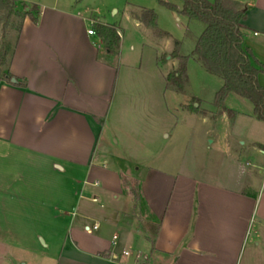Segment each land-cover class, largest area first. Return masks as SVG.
<instances>
[{
	"label": "crops",
	"instance_id": "obj_1",
	"mask_svg": "<svg viewBox=\"0 0 264 264\" xmlns=\"http://www.w3.org/2000/svg\"><path fill=\"white\" fill-rule=\"evenodd\" d=\"M233 1L247 8L244 47L264 69V0ZM35 6L38 23L25 18L9 68L26 86L0 83V191L25 190L27 197L13 201L29 207L39 204L30 195L38 183L51 195L40 204L52 207L51 213L44 211L39 218L49 225L32 234L43 245L42 250L33 248L40 254L39 264H240L247 246L251 253L245 264H264L255 254L260 243L249 244L256 198L246 178L207 181L196 169L171 174L129 158L131 141L122 132L134 117L142 119V111L164 109L170 72L160 64H178L173 52L154 48L153 63L121 71L122 26L98 21L120 34L118 53L110 54L96 29L88 34L81 14L56 5ZM145 10L151 9L124 13L141 44L142 35L155 40L137 19ZM166 54L170 57L162 62ZM258 79L264 86V72ZM132 95L139 101L133 103ZM148 142L138 143L141 152L156 151ZM239 160L234 156L232 161L238 165ZM125 179L137 181V200L129 195ZM95 224L99 228L88 233ZM124 250L139 251L144 260L111 258L113 251Z\"/></svg>",
	"mask_w": 264,
	"mask_h": 264
},
{
	"label": "rangeland",
	"instance_id": "obj_2",
	"mask_svg": "<svg viewBox=\"0 0 264 264\" xmlns=\"http://www.w3.org/2000/svg\"><path fill=\"white\" fill-rule=\"evenodd\" d=\"M162 1L175 5L178 9L182 6V0H16V11L23 13L24 6L32 8L35 4L56 5L85 17L86 28L95 30L98 21L122 26L125 39L123 53L121 49L119 51L121 71L130 65H135L133 69L138 70L140 67H136L141 63L145 68V64L153 63L151 58L154 48H158L162 53H167L168 50L174 52L176 42L180 43L179 53L189 57L188 83L183 92L166 86L163 110H158L157 113L144 110L141 114L142 119L139 116L131 119L128 131L122 132L131 141L132 148L129 152L133 155L129 158L137 162L148 161L154 168L173 172L171 174L196 169L197 176H203L207 181L219 182L222 176L228 183L246 178L256 198V210L251 226L253 234L249 244L252 246L260 243L255 254L260 255L261 263L264 259V122L259 121L254 115L251 102L235 94H230L221 107L215 105V97L223 81L206 72L191 56L203 32L204 24L189 20L179 12L168 9L161 3ZM128 8L137 11L141 8L154 10L160 23L158 29L164 34L157 36L150 29L148 33L151 37L154 35L155 40L142 35L143 44L148 45L143 47L141 42H137L138 32L136 33L133 21L125 20L124 13ZM93 20L96 21V25L92 27L90 21ZM21 21V16L17 14L8 20L5 11L0 9V56L3 46L12 51ZM144 29L145 27L139 29L140 35ZM166 42H169L170 46H165L164 50ZM170 55L162 56V62ZM166 64L169 65L160 64V69L165 72L175 71L179 67V62ZM4 68L2 66L0 71ZM141 81L143 82L142 79ZM142 85L144 86L140 83L138 87ZM132 96L133 103L139 101V96ZM223 113L224 117L221 118ZM141 139H147L149 141L147 144L150 147L154 145L156 151L151 147L149 151L141 152L138 147ZM153 153L158 154L147 159ZM234 156H238L241 163L234 165L232 161ZM42 184L44 183H38L37 191H31L30 194L32 198L37 199L39 204L36 206H18L14 203L13 198L17 197V200L19 197L28 196L23 189L0 191V264L40 263V254L33 248L42 250V241L33 238L32 234L44 232L49 223L39 218L44 215V211L51 213L49 211L52 208L40 206L51 196L40 187ZM250 253V246H247L240 264L249 261Z\"/></svg>",
	"mask_w": 264,
	"mask_h": 264
},
{
	"label": "trees",
	"instance_id": "obj_3",
	"mask_svg": "<svg viewBox=\"0 0 264 264\" xmlns=\"http://www.w3.org/2000/svg\"><path fill=\"white\" fill-rule=\"evenodd\" d=\"M172 11L179 12L189 20L204 24V30L198 38L192 57L211 75L222 79L223 85L215 97V105L221 107L229 94H235L252 103L254 115L264 122V86L259 83V75L264 72L258 63L253 61L250 52L244 47V26L247 8L233 0H182V7L161 2ZM23 7V13L16 11V0H0V9L5 11L9 20L13 15L21 16V24L17 29V41L10 52L2 47L0 56V83L7 82L16 87H25L26 82L10 73V63L22 32L23 22L29 17L38 23L39 11L37 7ZM36 13V14H35ZM137 19L152 29L157 36L164 33L158 29L157 15L152 10L142 11ZM98 36L105 44L110 54H117L120 48V36L116 28L108 25L95 26ZM180 43L176 42V49L171 58L179 62L177 70L167 76V87L183 92L187 83V62L189 57L179 53ZM194 104V103H193ZM193 106V105H192ZM194 109H196L193 106ZM129 195L138 199L137 181L125 179Z\"/></svg>",
	"mask_w": 264,
	"mask_h": 264
},
{
	"label": "built area",
	"instance_id": "obj_4",
	"mask_svg": "<svg viewBox=\"0 0 264 264\" xmlns=\"http://www.w3.org/2000/svg\"><path fill=\"white\" fill-rule=\"evenodd\" d=\"M90 24L93 27L94 25H96V21H90ZM88 34L89 35H94L95 34L94 29L93 28L92 29L90 28L88 30ZM98 228H99V225L98 224H95V225H93L92 228H88L87 231H88V233H92L93 231H96ZM117 240H118V237L117 236H114L113 237V246H114V248L117 247ZM120 257L133 258L134 261H135V263L136 262H142L144 260L143 254L141 252H139V251L133 253L131 251L124 250V251L121 252V254H118V253H116V252L113 251V254L111 255V258L113 260H118Z\"/></svg>",
	"mask_w": 264,
	"mask_h": 264
}]
</instances>
